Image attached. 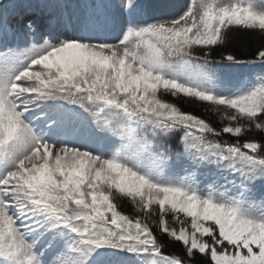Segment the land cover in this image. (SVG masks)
<instances>
[{
  "label": "snow or ice",
  "instance_id": "6c2138e0",
  "mask_svg": "<svg viewBox=\"0 0 264 264\" xmlns=\"http://www.w3.org/2000/svg\"><path fill=\"white\" fill-rule=\"evenodd\" d=\"M194 261L264 264V0H0V264Z\"/></svg>",
  "mask_w": 264,
  "mask_h": 264
},
{
  "label": "trees",
  "instance_id": "16d2710c",
  "mask_svg": "<svg viewBox=\"0 0 264 264\" xmlns=\"http://www.w3.org/2000/svg\"><path fill=\"white\" fill-rule=\"evenodd\" d=\"M74 2V0H70ZM260 43V37L258 34L253 33H243V32H234L230 35L229 40L226 44V49L232 51L241 58H251V54L255 51ZM236 80H233L235 83ZM168 102L177 104L182 110L193 112L197 115H201L205 118L211 119L213 122H216L217 118L215 114L211 113L210 110L206 109L205 105L195 102L187 98H173L171 96L165 95L163 97ZM183 164L177 165L178 168H182ZM117 203L120 205V211L124 214H132L133 209L129 201L126 199H117ZM166 253L171 251V249H165ZM199 259V257H197ZM195 264V261L193 262Z\"/></svg>",
  "mask_w": 264,
  "mask_h": 264
},
{
  "label": "rangeland",
  "instance_id": "374dc122",
  "mask_svg": "<svg viewBox=\"0 0 264 264\" xmlns=\"http://www.w3.org/2000/svg\"><path fill=\"white\" fill-rule=\"evenodd\" d=\"M181 175H183L182 172H181ZM200 179H202V180H203V179H206V175H201V176H200Z\"/></svg>",
  "mask_w": 264,
  "mask_h": 264
}]
</instances>
